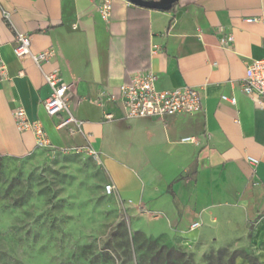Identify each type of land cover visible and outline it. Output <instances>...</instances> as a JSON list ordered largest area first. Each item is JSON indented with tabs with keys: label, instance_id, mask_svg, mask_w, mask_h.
Returning a JSON list of instances; mask_svg holds the SVG:
<instances>
[{
	"label": "crops",
	"instance_id": "1",
	"mask_svg": "<svg viewBox=\"0 0 264 264\" xmlns=\"http://www.w3.org/2000/svg\"><path fill=\"white\" fill-rule=\"evenodd\" d=\"M136 6L114 0L107 22L99 0H0V63L8 70L0 78V156L93 147L136 229L245 248L235 264H264V108L242 92L248 63L264 58V0H184L171 11ZM18 32L30 36L33 52L55 48L42 67L74 83L69 109L85 133L58 127L65 112L47 114L50 87L31 58L14 52ZM223 34L234 36L231 47L220 43ZM142 68L156 73L159 89L196 87L202 111L129 117L110 96L119 97ZM18 107L43 124L51 146L18 130Z\"/></svg>",
	"mask_w": 264,
	"mask_h": 264
},
{
	"label": "rangeland",
	"instance_id": "2",
	"mask_svg": "<svg viewBox=\"0 0 264 264\" xmlns=\"http://www.w3.org/2000/svg\"><path fill=\"white\" fill-rule=\"evenodd\" d=\"M107 182L85 147L0 156V264H235L246 253L136 229Z\"/></svg>",
	"mask_w": 264,
	"mask_h": 264
},
{
	"label": "built area",
	"instance_id": "3",
	"mask_svg": "<svg viewBox=\"0 0 264 264\" xmlns=\"http://www.w3.org/2000/svg\"><path fill=\"white\" fill-rule=\"evenodd\" d=\"M114 0H99V11L102 18L110 22L113 14ZM260 20L256 17H249L247 21ZM223 31V27H220ZM234 36L232 34H223L220 43L226 47L234 44ZM30 36L23 32L16 35V43L14 52L17 56L31 58L43 72L44 78L50 87L49 96L43 101L44 108L49 116H57L66 113V117L59 123V128L68 130L70 134L85 133L83 122L78 120L70 111L69 105L71 101V91L74 83L64 80L59 69L45 71L42 67L43 62H47L56 56L54 47L46 48L39 52H33L30 48ZM158 46L154 47V51L159 50ZM8 75L7 66L4 62L0 63V78H6ZM157 75L149 68H142L130 77L128 83L120 86V96L112 94V100L121 99L124 108L129 117H158L162 118L169 115H189L201 112L202 95L200 91L193 86H183L173 89H159L157 87ZM242 92L252 97L260 108H264V58L251 59L248 63ZM225 100L236 103V98L223 96ZM93 102L92 100H90ZM16 125L20 131H32L36 137L37 145L40 147L51 146V141L44 129L43 124L39 121L29 119L25 108L18 107L14 110ZM112 113L106 114V119H113ZM191 141L190 137L185 138ZM88 151L96 154L93 147H89ZM252 164H257L258 159L248 157ZM115 190L113 182L105 185V192L112 194ZM199 222H195L198 225Z\"/></svg>",
	"mask_w": 264,
	"mask_h": 264
},
{
	"label": "water",
	"instance_id": "4",
	"mask_svg": "<svg viewBox=\"0 0 264 264\" xmlns=\"http://www.w3.org/2000/svg\"><path fill=\"white\" fill-rule=\"evenodd\" d=\"M133 4L147 8V9H153V10H164L168 11L173 8V5L178 0H129Z\"/></svg>",
	"mask_w": 264,
	"mask_h": 264
},
{
	"label": "trees",
	"instance_id": "5",
	"mask_svg": "<svg viewBox=\"0 0 264 264\" xmlns=\"http://www.w3.org/2000/svg\"><path fill=\"white\" fill-rule=\"evenodd\" d=\"M183 2H184V0H178L177 2L174 3L173 8H172L171 10L175 9V7H177V5H180V4H182ZM135 9H137L138 11H141V12L148 11L147 8H143V7H139V6H136ZM171 10H168V11H171ZM234 263H235V262H234ZM251 264H257L256 259H253V258H252V259H251Z\"/></svg>",
	"mask_w": 264,
	"mask_h": 264
}]
</instances>
